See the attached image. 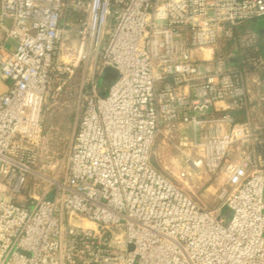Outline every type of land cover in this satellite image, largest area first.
Listing matches in <instances>:
<instances>
[{"label": "built area", "instance_id": "obj_1", "mask_svg": "<svg viewBox=\"0 0 264 264\" xmlns=\"http://www.w3.org/2000/svg\"><path fill=\"white\" fill-rule=\"evenodd\" d=\"M4 20L0 264H264V80L222 51L237 25L264 22V0H0ZM261 41L264 71V26ZM74 59L90 61V84L65 175L19 203L41 176L33 151L52 72L71 75ZM106 67L117 77L104 88ZM176 124L198 152L186 163L225 176L215 211L151 163L160 128Z\"/></svg>", "mask_w": 264, "mask_h": 264}, {"label": "rangeland", "instance_id": "obj_2", "mask_svg": "<svg viewBox=\"0 0 264 264\" xmlns=\"http://www.w3.org/2000/svg\"><path fill=\"white\" fill-rule=\"evenodd\" d=\"M69 14V11L64 12L66 20L69 19ZM73 23L75 22L72 21ZM67 34L69 37L65 41V46L70 45V40L76 42L73 34L71 36V33ZM243 38L241 33L237 40L242 41ZM76 50L78 51L77 48ZM77 51L74 57H77ZM64 59H67L66 56ZM73 62H76V59ZM89 63L90 61L76 62L71 75L68 73L56 75V72H52L51 89L43 105V137L33 151L36 163L33 170L38 171L41 176L38 180L33 178L29 180L26 194L17 198V202L26 204L29 200L28 193L33 187L41 188L48 185L45 178L62 179L64 177L72 134L81 112V101L90 84L87 71ZM191 140L192 133L188 124H176L174 127L162 126L153 143L151 163L201 208L215 211L223 202L220 192L225 184V176L221 171L212 173L203 167L192 168L186 163L187 156L198 154L197 150L194 152L189 145ZM221 210L228 220L230 210L226 207ZM81 223L86 227H94L87 220Z\"/></svg>", "mask_w": 264, "mask_h": 264}, {"label": "trees", "instance_id": "obj_3", "mask_svg": "<svg viewBox=\"0 0 264 264\" xmlns=\"http://www.w3.org/2000/svg\"><path fill=\"white\" fill-rule=\"evenodd\" d=\"M260 21L262 20L248 21L237 25L233 30V36L222 45V51L225 54L233 50L234 56L237 58L236 67L238 69L244 71V74L249 77L258 74L259 78L264 80L262 74L264 71L258 68L262 50L261 35L264 26V23L262 25ZM241 33L244 38L242 41H238L237 38ZM252 88L255 90L254 86ZM231 112L235 113V111Z\"/></svg>", "mask_w": 264, "mask_h": 264}, {"label": "crops", "instance_id": "obj_4", "mask_svg": "<svg viewBox=\"0 0 264 264\" xmlns=\"http://www.w3.org/2000/svg\"><path fill=\"white\" fill-rule=\"evenodd\" d=\"M260 22H261V24L264 23L263 21H260ZM9 25H10V24H9V21H7V20H4V21H3V28H0V38H3V37H4V35H5V34H4V33H5V29H6ZM5 45H6V47H7L8 49H10L11 47H13V43H12L11 41H9V40L6 41ZM232 52L234 53L233 50H232ZM232 63L237 64V58H235V56H234V59H233ZM262 74L264 75V73H262ZM6 88H7V82H5L4 80H2V79L0 78V92L5 91ZM220 105H221V104H217L215 108H216V109H219ZM213 110H214V109H213ZM216 111H217V110H216ZM217 112H219V111H217ZM234 117H235V119H236L237 121H243V120L245 119V115H244L243 112H235V113H234ZM255 118H256V122H257L258 124H261V125L264 127V114H262V113L260 112V110L254 112V120H255ZM261 138H262V140L264 141V128H263L262 131H261ZM259 150H260V154H261L262 157L264 158V144L260 147Z\"/></svg>", "mask_w": 264, "mask_h": 264}, {"label": "water", "instance_id": "obj_5", "mask_svg": "<svg viewBox=\"0 0 264 264\" xmlns=\"http://www.w3.org/2000/svg\"><path fill=\"white\" fill-rule=\"evenodd\" d=\"M117 77V71L111 67H106L104 70V74L100 77L99 82L102 85L108 86L110 85ZM52 194H48L47 198L50 199ZM132 248L131 245L128 246L130 250Z\"/></svg>", "mask_w": 264, "mask_h": 264}]
</instances>
